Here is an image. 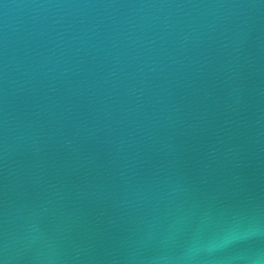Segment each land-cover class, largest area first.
I'll return each instance as SVG.
<instances>
[{"label":"water","instance_id":"obj_1","mask_svg":"<svg viewBox=\"0 0 264 264\" xmlns=\"http://www.w3.org/2000/svg\"><path fill=\"white\" fill-rule=\"evenodd\" d=\"M0 262L264 264V0H0Z\"/></svg>","mask_w":264,"mask_h":264},{"label":"clouds","instance_id":"obj_2","mask_svg":"<svg viewBox=\"0 0 264 264\" xmlns=\"http://www.w3.org/2000/svg\"><path fill=\"white\" fill-rule=\"evenodd\" d=\"M208 248H209V250H213V249L215 248V245L210 243V244L208 245Z\"/></svg>","mask_w":264,"mask_h":264},{"label":"snow or ice","instance_id":"obj_3","mask_svg":"<svg viewBox=\"0 0 264 264\" xmlns=\"http://www.w3.org/2000/svg\"><path fill=\"white\" fill-rule=\"evenodd\" d=\"M0 264H2V262H0Z\"/></svg>","mask_w":264,"mask_h":264}]
</instances>
